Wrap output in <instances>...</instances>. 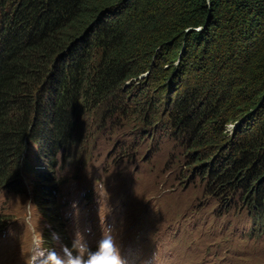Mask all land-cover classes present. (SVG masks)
Listing matches in <instances>:
<instances>
[{"label": "trees", "instance_id": "1", "mask_svg": "<svg viewBox=\"0 0 264 264\" xmlns=\"http://www.w3.org/2000/svg\"><path fill=\"white\" fill-rule=\"evenodd\" d=\"M130 107L167 117L209 192L242 193L264 232V0H0V190L38 171L56 224L58 154L82 167L81 120Z\"/></svg>", "mask_w": 264, "mask_h": 264}, {"label": "rangeland", "instance_id": "2", "mask_svg": "<svg viewBox=\"0 0 264 264\" xmlns=\"http://www.w3.org/2000/svg\"><path fill=\"white\" fill-rule=\"evenodd\" d=\"M127 88L138 91L133 85ZM99 114L92 108L87 122L81 120L83 135L87 128L92 132L88 140L80 141L77 156L82 167L68 163L59 153L56 166L50 169L65 181L58 190L60 206L63 197L64 201L71 199L69 192L74 190L72 196L76 195L79 181L85 178L93 193L86 207L101 205V198L95 201L99 189V197L116 209L113 213L101 209L99 220L106 215L108 226L114 225L113 235L130 231L127 243L140 245L158 264H217L211 258L216 247L227 248L219 264H264V232L252 229L242 193L209 192L211 181L205 173L188 167V146L167 117L145 125L134 108L129 113L121 108L113 124L109 120L100 123ZM227 128L232 132L234 123ZM28 149L29 157L35 155V144ZM31 160L35 165L37 159ZM76 172L79 179L74 177ZM25 173L22 179L33 177ZM14 184L0 190V263L6 264L23 263L22 253H27L35 236L31 230L39 222L38 210ZM29 185L25 184L28 190ZM79 209L77 205L75 211ZM63 218L74 233L71 236L82 233L79 225L76 230Z\"/></svg>", "mask_w": 264, "mask_h": 264}, {"label": "clouds", "instance_id": "3", "mask_svg": "<svg viewBox=\"0 0 264 264\" xmlns=\"http://www.w3.org/2000/svg\"><path fill=\"white\" fill-rule=\"evenodd\" d=\"M32 145L28 144V147ZM28 147L25 153H29ZM35 147L37 151L38 147L36 144ZM32 157L35 159L34 155ZM22 167L21 165L17 177L18 183H16V185H19V188L14 185L17 191L20 190L23 193L28 203L32 204L38 210L37 213L39 215V222L36 223L37 226L31 230V232L35 233V236L31 239L27 253H22L24 257L22 264H158L149 254L143 253L140 245L127 243L129 237L126 236L131 234L130 231L126 235L125 231L113 235L114 225L109 224L108 226L110 221H107L106 215L103 214V218L99 220L101 209H109L111 213L116 211L115 205L106 204L103 198L99 197V189L98 197L95 198V201H99L101 198L99 201L101 205L92 209L88 208V206L86 207L85 203H89L93 193L89 191L91 189L89 187L90 184H87L88 181H85V178H81L79 181L81 184H78L80 187H78L75 196H72L75 193L73 190L69 192L71 199L64 201L65 198L63 197L61 206L57 199L59 189L56 191L55 196L60 213L58 215L59 222L57 221L56 224L50 223L49 217H47L45 211L40 208L37 202L36 190L38 186L35 185V179L39 178L38 171H26ZM25 172L32 174L33 177L30 176L29 178L22 179V173ZM79 176V173L78 175L74 174L75 179H79ZM64 182L63 179L60 186ZM25 184H30V191L27 187L25 188ZM72 203L73 206L71 205ZM77 205H79L80 209L75 211ZM63 217H67V220L73 223L76 230L77 225H79L83 235L77 231L74 236H71L74 233L72 229H68L65 226V219ZM93 218H96L94 225H92ZM143 228L146 229L147 227L143 226ZM46 230H48L49 236L46 234ZM212 250L211 258L219 264L220 259L225 256L224 253L227 251V248L218 249L216 247ZM152 255H154V252H152Z\"/></svg>", "mask_w": 264, "mask_h": 264}]
</instances>
